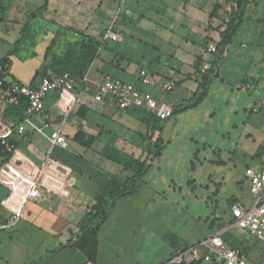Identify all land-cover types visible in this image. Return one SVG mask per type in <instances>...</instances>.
Segmentation results:
<instances>
[{"label": "crops", "instance_id": "0c3cea01", "mask_svg": "<svg viewBox=\"0 0 264 264\" xmlns=\"http://www.w3.org/2000/svg\"><path fill=\"white\" fill-rule=\"evenodd\" d=\"M121 1L48 0L42 19L25 30L45 0H0V61L10 59L8 69L0 67L4 84L39 85L36 75L48 63L55 26L97 40L112 25L118 34L93 62L80 101L65 123L55 108L57 93L47 96L44 113L34 119L46 135L62 128L69 141L67 149L50 155L48 169L56 173L47 170L40 176L50 143L30 129L27 138L14 134V154L8 161L0 159V228L22 207L39 178L41 196L27 204L21 221L33 229L38 245L49 246L47 252L73 254L78 264H160L210 236L213 220L224 213L228 220L231 202L245 200L247 171L264 170V0H249L239 11L241 26L219 50L236 7L233 0H126L120 10ZM16 48L17 54L10 55ZM212 68L206 98L184 106ZM142 70L150 73V86L140 82ZM108 80L152 94L173 116L162 119L147 108L123 111L96 102L100 85ZM169 83L175 85L171 91ZM159 139L164 149L154 159L148 152ZM144 162L150 169L137 192L120 199L107 219L96 223L97 254L91 262L72 245L80 234L78 223L95 205L101 186L131 178ZM187 196L212 210L211 217H199L209 233L193 241L168 236L166 257L157 262L129 256L123 243L135 235L133 239L147 244L155 235L156 212L163 210L160 216L168 220L165 209L182 212ZM136 216L142 220L138 227ZM120 231L128 239L119 241ZM30 234L25 240L32 239ZM244 248L255 264H264L263 245L248 239Z\"/></svg>", "mask_w": 264, "mask_h": 264}, {"label": "built area", "instance_id": "2783aa9c", "mask_svg": "<svg viewBox=\"0 0 264 264\" xmlns=\"http://www.w3.org/2000/svg\"><path fill=\"white\" fill-rule=\"evenodd\" d=\"M125 2L126 0L121 1L120 10L124 8ZM117 40L118 34L112 25L100 39L102 46L99 54L104 50L108 41ZM211 51L216 52V48H212ZM139 78L142 84L151 85L150 73L147 70H142ZM88 81L89 71L83 77L82 85L69 73L62 75L49 73L36 87L13 81L3 90L4 81H0V159L8 161L14 154L15 146L12 143L14 134L27 138V132L30 129L34 133L45 136L50 143V153L42 165L40 176L49 170L52 152L57 148L67 149L69 141L62 128L46 135L43 127L36 125L34 119L44 113L47 96L51 93H57L58 100L55 103V108L57 113L65 118L64 124L78 105L83 92V85ZM174 87L173 83L166 85L168 91L173 90ZM21 98L27 99L28 108L20 120L7 117L5 114L7 108L17 106ZM95 101L115 105L123 111L131 108H147L157 112L162 119L171 118L174 114L171 109L161 105L152 94L115 80H108L100 85ZM49 172L53 175L56 173L54 170H49ZM65 173L67 176L69 170L65 169ZM246 175L249 180L250 199L247 202L245 200L234 202L230 206V217L223 226L199 242L175 252L160 264H255L247 254L234 248L225 240V235L229 231H237L245 235L247 239H254L264 246V170L256 172L249 169ZM41 192L38 178L32 182L22 207L13 211L9 222L3 228L14 226L23 220L26 215L27 204L38 199ZM12 198L11 195L6 202L11 201Z\"/></svg>", "mask_w": 264, "mask_h": 264}, {"label": "trees", "instance_id": "16d2710c", "mask_svg": "<svg viewBox=\"0 0 264 264\" xmlns=\"http://www.w3.org/2000/svg\"><path fill=\"white\" fill-rule=\"evenodd\" d=\"M233 1L236 4V7L232 9V17L227 30L221 34L222 42L218 46V50L221 49L222 45H225L231 40L232 36L237 32V30L241 26L242 18L239 11L242 10L244 6L249 2V0ZM47 7L48 0H45L44 5L36 12V14H34L32 18H30L25 30L33 26V22L36 19H42ZM1 12L2 9L0 7V15ZM52 30L55 34V39L52 41L50 47L47 50L46 60H49L48 63L44 64L41 70L37 73L36 78H39L41 82V80L49 73L56 75L69 73L73 78L78 81L80 85H82L83 77L90 70L93 62L100 56L99 50L102 46L101 41L86 36L72 28L55 26ZM13 54H17V48L10 53V55ZM9 66V58H5L4 60L0 61V67L8 69ZM213 68L206 72L200 84L198 92L195 93V95L191 98L190 101L184 103V106L185 104L188 107L196 106L206 98L209 89L208 77L213 72ZM8 85L9 84H4L2 89L5 90ZM36 86L38 85H34V87ZM27 108V99L21 98L19 104L17 106L8 107L5 114L7 117H10L13 120H20L22 114ZM157 129V126H153L152 128L153 131H156ZM163 149V142L161 141V139H159L153 145L150 146L148 154L149 156L153 155V158L156 159L162 155ZM149 169L150 166H147L144 162L138 167V169L134 172V175L131 178L123 182L113 179L109 181L105 186L100 187L98 193L95 196V205H93L89 209V211L78 223L80 234L77 237V241L72 244L73 246L81 249L87 255L88 259L91 262H95L97 254L98 228L96 226V223L99 221L104 222L109 215L110 209L113 208L120 199L131 196L137 192L139 183L142 181ZM236 201L237 200H235L234 202ZM233 203H231L230 205H232ZM220 223L216 224L215 221H213V225H218ZM215 230L216 227L214 226L213 232ZM230 234H237L238 238L241 240L242 243L241 247H236L228 241V236ZM225 240L234 248L241 250L246 254V249L244 248V245L247 243L248 239L245 237V235L237 231H229L225 235Z\"/></svg>", "mask_w": 264, "mask_h": 264}, {"label": "rangeland", "instance_id": "374dc122", "mask_svg": "<svg viewBox=\"0 0 264 264\" xmlns=\"http://www.w3.org/2000/svg\"><path fill=\"white\" fill-rule=\"evenodd\" d=\"M167 174L169 175L170 172H167ZM152 185H154L153 181H150L149 186ZM244 196L245 202H247L250 199L249 188ZM234 201L235 200L231 203ZM159 211L163 210H158L154 218L155 235L147 244L145 240L137 242L136 239H133L135 235H132L130 240L127 238L129 234L125 231L119 232V237L122 238L119 241L128 239V241H126L127 243L124 242L123 244L127 246V253L129 256L131 253L133 259L136 258L138 260L153 257V261L156 262L160 259H164L168 250L169 244L167 241H169L168 236L170 235L174 234L178 237H185L188 241H193L209 233L205 224L199 220V217L202 219L207 216L211 217L212 210L203 208L199 203L194 201V198L191 196L186 197V204L182 207V212L176 213L178 208H176V210H173V208L165 209L166 214L168 213L169 216L168 220L164 216L161 217ZM224 215L217 220H213L215 223L219 220L217 223L221 222L220 224L216 225V223L214 225H209V228L211 227L212 229V233L214 226L218 229L225 224L228 217ZM141 221L140 216H136L134 226H140ZM213 221L211 223H213ZM120 225L122 227L123 222L120 221ZM30 232H32V239L25 240L28 234L31 235ZM137 236H139V234H137ZM33 238V229L26 227L23 221L17 223L15 226L0 228V264H78L79 258L77 256L73 254L59 256L50 250V252H47L45 249L47 247L49 249V246H40L37 244L36 238ZM228 241L236 247L242 246L241 240L238 238L237 234H230L228 236Z\"/></svg>", "mask_w": 264, "mask_h": 264}]
</instances>
